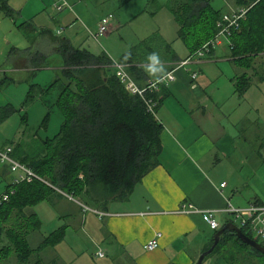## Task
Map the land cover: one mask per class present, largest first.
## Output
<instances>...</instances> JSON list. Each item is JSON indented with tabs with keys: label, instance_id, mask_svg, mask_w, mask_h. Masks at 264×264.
<instances>
[{
	"label": "trees",
	"instance_id": "trees-1",
	"mask_svg": "<svg viewBox=\"0 0 264 264\" xmlns=\"http://www.w3.org/2000/svg\"><path fill=\"white\" fill-rule=\"evenodd\" d=\"M169 1L165 6L179 23L177 36L185 44L189 56L218 31L220 8L215 7L211 0H174V5ZM234 4L247 6V10L239 18L238 27L231 29L228 35L229 55L237 65L252 67L253 59L264 52V0H234ZM1 11L13 14L8 0H0ZM26 22H20L19 26L22 28ZM29 30L34 31V27L31 25ZM141 46L147 49L148 54L160 53L162 62L179 59L171 42L160 33L153 32L141 38L120 56L121 61L128 63L127 70L139 85L149 79L145 66L141 64L148 58L141 49L138 50ZM54 47L61 55L62 64L57 68V75L44 86L31 82L24 101L34 99L38 92L44 96V92L57 88L54 100L48 103L58 108L62 121L50 136L40 138L30 133L25 135L27 138L14 141L12 156L48 179L60 191L73 197H84L88 205L106 209L112 201L126 200L136 183L158 164L162 150V123L155 111L161 95L166 94V87L161 85L153 93L157 102L154 112H151L142 98L129 92L115 75L111 67L112 58L104 50L94 53L65 39ZM256 73L258 79L264 81V75ZM235 78L234 90L242 95L250 81L245 74H237ZM14 110L16 108L11 102L1 104L0 122ZM49 115L50 109L45 113L44 121ZM11 141L9 139L7 143ZM261 144L264 149V138ZM0 167L1 173L10 172L5 165ZM55 191L37 180L28 183L8 181L5 184L3 192L8 198L0 199V261L14 253L17 263L29 264L31 254L35 252L37 257L30 264H43L39 251L64 238V228L59 227L44 236L34 248L27 239L30 232L40 228L41 220L35 212L25 209L49 200ZM241 230L253 237L244 227ZM212 242L213 238L203 251ZM232 252L238 255V262L239 254L264 259L263 254L241 242L231 230H225L204 258L222 254L228 264H233ZM50 264L57 263L52 260Z\"/></svg>",
	"mask_w": 264,
	"mask_h": 264
},
{
	"label": "crops",
	"instance_id": "crops-1",
	"mask_svg": "<svg viewBox=\"0 0 264 264\" xmlns=\"http://www.w3.org/2000/svg\"><path fill=\"white\" fill-rule=\"evenodd\" d=\"M45 1H47L46 5L52 8L53 0H37L38 7ZM9 5L11 6L10 3ZM11 7L13 8L12 15H7L2 11L0 13L2 17H10L14 25L21 29L19 23L22 21L16 22L14 15L15 9H18V14L22 15V9L17 8L15 4ZM38 13H31L26 9L25 19L32 22L36 18L34 15ZM76 13V10L68 8L59 12H48L49 19L52 18L53 22L58 23L60 20H57V17L61 16L65 24L74 17L77 18L79 14ZM42 19H47V17L42 15ZM26 23L31 24L29 21ZM38 25L43 26L38 27L41 31L45 29V24V26L40 23ZM30 33L29 39L32 40L34 31ZM62 39L77 46L66 36ZM9 44L11 43L8 41ZM56 44L58 42L48 35V40L44 42L45 46L35 45L34 55L30 61L26 62V58L20 60L15 57L12 65L3 70L17 72L22 68H31L33 65L46 68H50L51 65L60 67L62 65L61 55L54 47ZM218 45L228 46V43L223 38ZM9 46L17 48L14 45ZM48 52L55 54L49 58ZM38 54H40L41 61L37 59ZM213 57L214 48L208 56L202 59H191L184 65L176 64L178 60L183 59L179 56L178 60L163 62L166 66L163 71L159 63L153 64L152 61L145 59L141 61L147 70L148 77L160 75L171 69L169 67L171 63H173L172 67H175L174 80L165 86L166 94H162L161 98L158 96L160 102L155 111L156 117L162 123L160 131L162 150L158 156V164L136 183L127 200L113 201L106 209L85 205L75 200L73 196L69 198L68 194L62 191H55L49 200H44L52 207L59 208L60 217L66 219L70 217V209H74L73 205L80 207L83 212L80 228L91 238L89 239L91 248H89L93 251L91 260L87 262L82 263L80 257H75L76 253L67 259L58 254L49 261V264L52 260L57 264L74 262L76 264H194L215 230L209 228L197 211L177 213L176 210L182 203H191L197 209H223L228 203L233 206H244L251 201H264L263 195L257 194L254 190L247 191L237 182L231 181L233 171L224 165L223 161L232 157L236 149L234 145L232 146L231 138L224 131V127L221 128L213 114L214 108L212 112L208 111L205 101L211 99L214 102L215 100L207 95L205 88L202 87L203 83H206L203 81L205 80L203 74L206 67L211 65ZM33 58L37 64H31ZM194 71L196 75L192 78L191 74ZM199 90L202 94L197 95ZM19 134V131L16 132L11 139L16 140ZM1 170L0 167L1 180L8 181L12 178L8 171H4L7 175L2 176ZM222 182H225L223 187L220 186ZM83 198L80 199L84 202ZM86 211H90L93 215L87 216ZM95 211L102 212L103 215L100 216ZM34 212L37 214L36 211ZM220 222L222 226L233 221L230 215L221 212ZM59 227L64 228V238L49 247L54 248L57 244L64 245L67 232L76 229V225L70 221L53 230ZM156 234H159L158 247L151 251L146 250L144 244ZM68 247L73 252L77 251L70 243ZM98 252L103 256H98ZM239 256L242 255L239 254ZM210 257L214 259L213 264H228L220 254L207 256L201 264ZM92 260H97V262Z\"/></svg>",
	"mask_w": 264,
	"mask_h": 264
},
{
	"label": "rangeland",
	"instance_id": "rangeland-1",
	"mask_svg": "<svg viewBox=\"0 0 264 264\" xmlns=\"http://www.w3.org/2000/svg\"><path fill=\"white\" fill-rule=\"evenodd\" d=\"M69 1L72 4V9L76 10V14L79 15L66 24L61 20V16L57 17V20H60L58 23L57 21L53 22L52 18L49 19L48 12H55L56 10L53 6L52 9L50 5H46L47 1L41 3L38 7L37 0H9L11 6L15 4L18 6L17 8L22 9V15H19L18 9H15L14 18L18 23L26 20V9L30 10L31 13L37 14L39 12L38 15H34L36 17L34 21L26 20L31 23H26V28L24 23L23 27L19 29L10 17L4 15L2 17L0 13V80L4 81L0 83V105L11 102L12 106L14 105L16 108L0 122V146L4 143L7 144V140L13 138L18 131L20 134L16 137L20 140L27 138L25 135L30 133L40 138L50 136L59 128L62 114L54 104L48 103L54 100L57 88L44 92V96L38 92L35 94L34 99L24 101L29 84L31 82H38L43 86L48 84L57 75L58 66L51 65L50 68H46L34 67L33 65L34 68H22L17 72L3 70V68L12 65V60L15 57L20 60L26 58V62L30 61L34 55L35 45L42 44L45 46L44 42L48 40V35L52 36L56 42L66 36L72 43L75 42L77 46L86 47L96 53L104 50L112 59L120 60L123 51H126L141 38L154 32L160 33L165 40L170 41L179 56L182 58L187 57V48L177 36L179 23L175 21L172 13L165 6L167 0H155L154 2L152 0H128L126 2L121 0ZM169 2L174 5V0ZM211 3L215 7H219L221 13L231 12L239 6L234 4V0H211ZM158 5L160 6L158 7ZM109 12L113 14L109 29L106 34L95 38L91 32L97 31L98 19ZM42 15H45L47 19H42ZM38 23L46 25H44L45 29L43 31L39 29L43 26L38 25ZM117 24L119 26H115ZM31 25L35 26L32 40L29 39L31 32L29 27ZM8 41L11 43L9 45H14L17 48L10 47ZM227 48L226 45L215 46L211 65H208L205 69L203 74L205 80L203 81H206V83H203L202 87L205 88V93L215 100L212 102L211 99H208L205 102L208 111L212 112L214 108L213 114L219 121L221 128L224 127V131L231 138L232 146L234 145L236 149L232 157H228L223 161L224 165L230 167L233 171L231 181L237 182L247 191H256L264 198V149L261 144L264 138V81H260L256 73L258 71L264 75V52L253 59L252 67H244L231 60L229 48ZM139 49L143 51L146 57L149 56L147 49L142 46ZM53 52H48L49 58H52L55 54ZM158 57L160 69L163 71L166 69L165 63L160 61V53H158ZM37 59L41 61L39 54ZM33 62L37 64L35 60L31 61V64H34ZM111 67L114 71L113 65ZM237 74H245L247 81H250L242 95L234 91V83L232 84ZM199 94H202L200 90L197 95ZM49 109L50 115L44 121V115ZM17 139L12 140V144H15L14 141H18ZM6 175L5 173L2 176ZM8 181H11V179ZM8 181L0 179V194L4 191V186ZM51 185L55 187L53 184ZM56 191L60 192L58 188ZM75 200L88 205L85 200L83 202L79 197H75ZM73 206L74 209H70L68 219L60 217L59 208L52 207L46 201H41L33 207L25 209L27 212L36 211L42 222L38 230L30 232L27 236L29 245L32 248L36 247L44 235H47L54 228L65 225L69 221L76 225V229L67 232L64 245L59 243L60 245L57 244L54 248L47 247L39 251L42 262L44 261L43 264H49V261L58 254L67 259L77 253L75 257H80L82 263L91 260L93 252L90 249L91 241L89 239L91 238L88 234L83 233L80 228L83 212L78 205V207ZM85 214L87 216L93 215L90 211H86ZM252 235L255 237L254 234ZM69 243L75 247L76 252L68 247ZM231 254L233 255V264H264L263 258L254 256L249 258L240 256L238 262V255L235 252ZM36 257L35 252H33L30 263ZM97 260L92 261L97 262ZM213 261L214 259L210 257L207 260L205 259L203 264H213ZM0 264L19 263H17L16 256L12 253L3 258ZM72 264H76V262Z\"/></svg>",
	"mask_w": 264,
	"mask_h": 264
},
{
	"label": "built area",
	"instance_id": "built-area-1",
	"mask_svg": "<svg viewBox=\"0 0 264 264\" xmlns=\"http://www.w3.org/2000/svg\"><path fill=\"white\" fill-rule=\"evenodd\" d=\"M53 8L59 12L63 9H72V4L69 0H53ZM247 6L239 5L237 9L231 12L221 13L219 19L217 20V25L219 27L218 31L209 40L204 42L193 54L181 59L177 62L178 65H184L191 59H201L209 54L210 50L216 45L222 42L224 38L227 43L228 35L231 29H236L238 27L239 18L244 16ZM113 17L112 13H107L100 17L97 25V31L91 32L92 36L95 38L106 34L109 29L111 19ZM58 32L60 30H57ZM114 67L115 75L122 81L125 88L134 94H138L144 101L147 110L154 112V106L157 102V98L154 97V92L161 85H168L174 80L175 67L165 71L164 73L151 77L147 79L145 84L139 85L132 77V75L127 70L128 63L125 61L112 59L111 66ZM196 71L191 74V77H195ZM13 144L7 143L0 146V166L5 165L8 167L10 173H12L11 182H32L33 180H38L45 185L52 187L50 182L44 178L37 175V173L32 170L26 164L20 162L12 156ZM221 187L225 186V182L220 184ZM56 189L55 187H52ZM71 198V195H67ZM8 195L4 192L0 194V199L6 200ZM86 209V208H85ZM94 211V210H93ZM197 211L201 214L202 219L207 223L210 229L217 230L221 226L220 213L224 212L230 215L232 221L241 229L244 227L248 232L254 234L257 241L264 243V201L257 202L251 201L244 206H233L230 203L223 209H197L191 203H182L180 207L176 210L177 213H190ZM96 212V211H95ZM98 215H103L102 212H96ZM159 234H156L153 238L149 239L145 244L144 248L146 250H154L158 247ZM98 256H103L102 253L98 252Z\"/></svg>",
	"mask_w": 264,
	"mask_h": 264
},
{
	"label": "water",
	"instance_id": "water-1",
	"mask_svg": "<svg viewBox=\"0 0 264 264\" xmlns=\"http://www.w3.org/2000/svg\"><path fill=\"white\" fill-rule=\"evenodd\" d=\"M225 230L233 231L236 236L241 240V242L247 244L249 247L257 250L258 252L264 255V245L258 242L255 238L246 235L235 223L227 222L214 232L212 236L213 242L211 246L200 253L194 264L202 263L203 258L213 250L214 246L217 244L220 236L225 232Z\"/></svg>",
	"mask_w": 264,
	"mask_h": 264
},
{
	"label": "clouds",
	"instance_id": "clouds-1",
	"mask_svg": "<svg viewBox=\"0 0 264 264\" xmlns=\"http://www.w3.org/2000/svg\"><path fill=\"white\" fill-rule=\"evenodd\" d=\"M149 61H152L153 64H156V63H159V57H158V54L156 53H151L149 54L148 58H147Z\"/></svg>",
	"mask_w": 264,
	"mask_h": 264
}]
</instances>
